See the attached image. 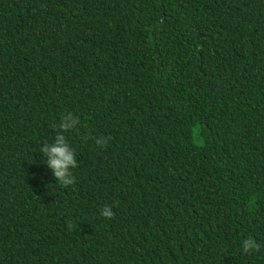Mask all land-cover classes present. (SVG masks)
<instances>
[{
    "label": "trees",
    "instance_id": "16d2710c",
    "mask_svg": "<svg viewBox=\"0 0 264 264\" xmlns=\"http://www.w3.org/2000/svg\"><path fill=\"white\" fill-rule=\"evenodd\" d=\"M0 264H264V0H0Z\"/></svg>",
    "mask_w": 264,
    "mask_h": 264
},
{
    "label": "clouds",
    "instance_id": "9594fccd",
    "mask_svg": "<svg viewBox=\"0 0 264 264\" xmlns=\"http://www.w3.org/2000/svg\"><path fill=\"white\" fill-rule=\"evenodd\" d=\"M69 127H71V124L62 123L60 125L62 132L61 134L57 135L55 144L52 146H48L45 143V145L41 147L40 150V152H42L47 157V160L43 161V163H46L47 166L52 169V174L54 175L56 180L63 186L73 184L72 180L65 179V177L69 175V166L75 165L74 156L69 150L68 145L65 143V137L63 135V131H67ZM101 215L105 218H112L114 216L112 207L109 205H105L104 209L101 212ZM69 227H72L71 224H69ZM256 248H258V245L252 237H248L247 239L243 240L244 252L247 253L250 250Z\"/></svg>",
    "mask_w": 264,
    "mask_h": 264
}]
</instances>
